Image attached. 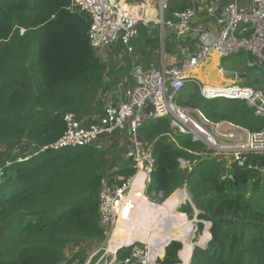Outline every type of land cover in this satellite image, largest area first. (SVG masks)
I'll return each mask as SVG.
<instances>
[{
  "label": "trees",
  "instance_id": "obj_1",
  "mask_svg": "<svg viewBox=\"0 0 264 264\" xmlns=\"http://www.w3.org/2000/svg\"><path fill=\"white\" fill-rule=\"evenodd\" d=\"M71 3L0 0V149L6 147L0 154L9 153L8 148L12 150L18 143L30 150L20 156L26 158L3 167L0 264H62L68 248L100 245L105 238L98 209L101 180L109 165L108 152L97 147H51L66 131L64 114L73 113L77 118L93 114L95 98L104 82L105 65L87 38L89 20L72 10ZM188 4L189 0H169L166 13L183 10ZM148 45L157 49V36ZM246 69L247 73L253 70ZM196 95L188 104L212 120H231L251 130L264 126V119L255 117L245 104L241 103L239 110L215 107L207 105L210 100ZM169 131L167 119H158L138 131L142 139L152 142L154 157L146 193L160 194L155 198L165 200L161 207L154 204V209L163 219L176 213L185 224L183 234L168 238L162 230L165 223L157 228L154 240L163 246L150 260L162 257L164 246L179 239L181 243L171 241L165 247L164 257L158 262L189 263L195 221L185 214H193L195 208L208 217L231 220L209 228L211 238L206 248L196 246L190 264H264V214L254 210L240 191L264 174L235 168L233 180L220 181L219 167L205 160L186 172L179 159L194 157L167 142L164 133ZM178 141L183 148L199 147L183 137ZM249 161L264 167L263 155L249 154ZM184 182L192 205L183 204L177 211L186 199L180 196L186 190L176 189ZM197 227L200 231L203 224L199 222ZM208 237L204 226L198 243L204 244ZM127 253L122 249L118 256ZM72 259L83 262L85 253L78 250Z\"/></svg>",
  "mask_w": 264,
  "mask_h": 264
},
{
  "label": "built area",
  "instance_id": "obj_2",
  "mask_svg": "<svg viewBox=\"0 0 264 264\" xmlns=\"http://www.w3.org/2000/svg\"><path fill=\"white\" fill-rule=\"evenodd\" d=\"M155 2L158 8L155 18L134 14L123 0H72L70 5L72 10L88 18V42L101 60L108 48L119 43L121 49L115 57L124 63L134 52V41L141 30L160 38L159 47L154 50V61L146 66L139 60H131L129 78H117L113 89L112 86L103 91L101 112L96 114L94 110L86 118H77L73 113L64 114L66 131L51 146L60 149L98 148L103 138L114 133L122 137L120 141L124 146L126 140L129 142L123 161L130 173L120 174L119 170L124 167L120 164L102 177L98 212L105 238L96 251L88 254L84 264H159L162 258L150 260L146 243L134 242L114 250L109 244L123 198L140 191L150 201L159 202L155 197L160 194L148 196L146 193L154 171V157L152 142L142 139L138 131L147 124L167 119L170 129L164 133L167 142L194 157L192 160L180 158L182 169L190 170L197 162L205 160L219 167L220 181L233 180L235 168L255 169L264 174V167L249 161V154L264 156V126L251 130L231 120H212L201 109L182 105L179 101L186 83H196L190 79L189 72L212 54L222 59L242 53L250 59L246 62L249 68L264 70V0H189L185 9L170 14L166 13L169 0ZM154 28L157 35H154ZM166 35L174 44L168 52L164 46ZM218 69L223 70L220 66ZM198 87L203 99L240 100L255 117L264 119V89L234 82ZM178 137H184L199 147L183 148ZM23 158L26 157L15 160ZM9 165L8 161L0 165V184L4 178L3 167ZM180 189L186 190L185 182L177 188ZM122 249L128 253L119 257L118 252ZM98 252L100 254L96 256Z\"/></svg>",
  "mask_w": 264,
  "mask_h": 264
},
{
  "label": "crops",
  "instance_id": "obj_3",
  "mask_svg": "<svg viewBox=\"0 0 264 264\" xmlns=\"http://www.w3.org/2000/svg\"><path fill=\"white\" fill-rule=\"evenodd\" d=\"M155 1L156 0H123V2L128 7H130L132 10H136L144 16L148 15L150 18H155L158 14V8L156 5L157 2ZM152 38L153 36L146 34L145 30H141L138 37L134 41V46H135L134 52L130 56L126 57V61L124 63H121L115 57L116 52L121 49V46L119 43H115L110 48H108V50H106V52L103 55V59H102L105 65L103 87L100 93H98L95 98L96 101H95L94 110L96 114L102 111V107L104 103V98L102 96L103 91L108 90L112 86H113L112 87L113 89L116 85L115 81L117 80V78H123V76H127V78H129L128 77V69H129L128 65L131 60H137V61L139 60L142 64L146 66L150 63V59L153 58V56L155 55L154 53L155 49H151L150 48L151 45H148V41ZM165 38L168 44V46L166 47L167 49L166 52H168L169 49L172 48V45L174 44L172 42L173 41L172 38L169 35H166ZM158 40L160 44V38H158ZM193 46H194V43H193ZM213 55L217 57V61L218 59H220L218 58L216 54H212L210 59L213 58ZM244 58H245V66L248 67L246 65V62H247V59H249V57L248 58L244 57ZM218 66L220 65L218 64ZM220 77L224 79L223 74L221 75V73H220ZM120 139H122V137L118 135V133H114L112 136L103 138L101 140V145H99L101 147L98 146V148H100L99 150H103L105 152L107 151L108 153L110 152L115 153L117 150L119 151L120 149L126 147L129 144V142L126 140V144L124 146V144H122ZM105 141H110V142H105ZM26 146H27L26 144L18 143V144L13 145V149L11 151L8 148V151L9 153L14 151L12 153H14L16 157H20L22 156L24 152L25 153L30 152L29 149H24ZM5 148L6 147L1 148L0 152L1 153L4 152ZM7 154H3V155H7ZM9 158H14V156L10 155V156L4 157V159H9ZM120 164H121L120 161L109 162V165L105 170V173L106 172L110 173L112 168L116 166L118 167ZM122 170H123L122 168L119 170L120 174H123ZM144 207H146L147 209L145 213L140 215L138 213V210ZM137 218H140V220H137ZM159 220H160V215L154 210L153 204L150 203V201L146 200L142 193L131 192L120 208V214L117 219V226H116V229H114L113 233L111 234V239L109 242L110 249L114 250L115 248H118L120 246H128L134 242L143 241L144 239L150 236V232L152 230L154 229L155 231L157 230V228L159 227L158 225ZM184 227H185V224L183 222L182 217L178 216L176 213H173L170 216V218L165 221V224H164V227H162V230H164V232L166 233V238H168L169 236H173L176 234H183L185 230ZM138 237L139 239L136 240V238ZM165 241L166 239H164V242ZM159 242H160L159 240L155 239L154 242L151 244L153 254L155 253L157 249L159 251L161 247L163 246V245L160 246ZM98 247L99 245L92 244V243L90 245L72 246L68 248V250L66 251V254H65L66 257H65V260L62 262V264H84L88 254L92 251L93 252L96 251ZM78 250H81L85 254L87 252V255L83 262H79L78 259H75V260L72 259L73 256L75 255V252ZM99 254L100 253L98 252L96 256H98Z\"/></svg>",
  "mask_w": 264,
  "mask_h": 264
},
{
  "label": "rangeland",
  "instance_id": "obj_4",
  "mask_svg": "<svg viewBox=\"0 0 264 264\" xmlns=\"http://www.w3.org/2000/svg\"><path fill=\"white\" fill-rule=\"evenodd\" d=\"M157 33H158L157 29L154 28V35H157ZM164 46H165V48L168 46L167 40L164 41ZM166 51H167V49H166ZM243 56L246 57V55H244L242 53L234 54V55H231V56L226 57L224 59H218V61L216 60L215 64H211L213 62V58L212 59L209 58V59L205 60L202 64H200L199 66H197L193 70H191L189 72V77H190L191 80L196 81V83H193V82L186 83L184 89L182 90V94H181L182 98H180L182 105L192 107V105H189L188 102L190 103L192 101L193 97H196L197 96L196 94H199L200 89H199L198 86H200L202 88L204 86V84H208L210 86H223L226 83L234 82V83L239 84L241 86H246L248 84L246 79H234L232 81L230 79H227V78H224V77H223L224 79H222L220 77V73H221L220 69H218V67H217L218 64H219L221 69H223V70L226 69V70L234 71L236 73H247V72H244L247 69H246V66H245V58ZM154 60H155L154 57L150 59V61H154ZM211 103L215 107H223V108L225 107V108L234 109V110L241 109L242 108L241 103H242V105L244 104L240 100H230V99H222V98L211 99L209 102H207V105H210ZM102 142H104V141H102ZM105 142H110V141H105ZM99 147H101V146H99ZM98 149H100V148H98ZM124 149H126V147L120 149L119 151L117 150L115 153H112V152L108 153L109 154V157H108L109 162H111V161H120L122 165H125L126 163H125V161H123V153L125 152ZM109 150H111V149H109ZM12 152H14V151H12ZM12 152L8 153L7 155L0 154V164L5 163L6 161L11 162V160L13 161V160L19 158V157H16V155L14 153H12ZM10 155L14 156V158L4 159L5 156H10ZM127 169L128 168L125 165L123 170H122V172L123 173L126 172ZM186 172H188V170H186ZM240 191L242 193H244L247 201L251 204V206H252V208L254 210L262 211L263 214H264V176H260V179H259L258 182L256 180L249 181L245 185L244 188L240 189ZM180 196H181V198H184V197L187 198V196H188L187 189H186V193H184V194H182ZM148 201H150V200L148 199ZM163 201H165V200H163ZM163 201H159L157 203L156 202L154 203V202L150 201V203H152L153 207L155 208L154 204H157L158 206L161 207L160 204ZM186 203H189L187 201V199L183 200L176 207V210L179 211V207L182 206L183 204H186ZM175 204H176V202H174L172 204V206L175 207L176 206ZM146 209H147L146 207L140 208L138 210V213L141 215V214L145 213ZM155 211L157 213H159L160 219H162V221L159 220V222H158L159 226L163 225L165 223V221L167 219H169L170 216L172 215V214H169L168 216H166L163 219V216L161 215L160 211H157V209ZM196 211L200 212L198 210H196ZM185 216H186V218H191V217H189L190 216L189 214H185ZM137 220H140V218H137ZM200 223H202V222H200ZM194 224H196V227H194L193 236H192L191 240H192V242L199 244L198 241H199V238H200L202 232L204 231V227H203L202 230L199 231L198 227H197L198 223H193V225ZM202 224H203V226H205L204 222ZM139 237L136 238V240H138ZM137 243H140V242H137ZM204 245L203 244L202 245L199 244L198 247L201 248ZM86 255H87V252L85 254V257H86Z\"/></svg>",
  "mask_w": 264,
  "mask_h": 264
},
{
  "label": "water",
  "instance_id": "obj_5",
  "mask_svg": "<svg viewBox=\"0 0 264 264\" xmlns=\"http://www.w3.org/2000/svg\"><path fill=\"white\" fill-rule=\"evenodd\" d=\"M132 12L134 14H137L139 15L140 13L136 10H132ZM145 17L147 18H150L148 15H146ZM222 74H223V77L224 78H227V79H230V80H234V79H246L247 83L251 85V87L255 88V89H264V70L262 69H254L248 73H236L234 71H231V70H221ZM177 190V189H176ZM180 190H183V189H180ZM188 197V196H187ZM189 199V198H188ZM189 202H190V199H189ZM192 215V216H191ZM189 217L191 218H188V219H191L195 222L193 223H197V222H204L206 223L205 226L207 227V232L209 234V238L207 240L210 239L211 237V234H210V231H209V228L214 225L215 223H220V222H225V221H228V220H231V217H223V218H216V217H208L206 216L204 213H201V212H197L196 209L194 208V213L191 214ZM194 227H196V224H194ZM207 240L206 242L203 244L204 246H202L201 248H206L207 246ZM171 241H177L179 243H181V241L179 239H175V240H171ZM169 241L165 246H164V249H163V255H162V258L160 260L163 259L164 257V253H165V247L171 242ZM182 245V244H181ZM183 246V245H182ZM181 246V248H182ZM195 246H199V244L197 243H193V248H192V251H191V255H190V259H189V263L190 264V260H191V256H192V253H193V250L195 248ZM180 251V250H179ZM179 251L177 253V256L179 258V260L181 259L180 257V254H179Z\"/></svg>",
  "mask_w": 264,
  "mask_h": 264
},
{
  "label": "bare ground",
  "instance_id": "obj_6",
  "mask_svg": "<svg viewBox=\"0 0 264 264\" xmlns=\"http://www.w3.org/2000/svg\"><path fill=\"white\" fill-rule=\"evenodd\" d=\"M217 60V57L215 56V55H213V62L211 63V64H215V61ZM195 71V70H194ZM124 150H126V149H124ZM137 193H141L140 191L139 192H137ZM129 195V194H128ZM128 195L125 197V198H123V200H122V204L125 202V200H126V198L128 197ZM145 197V196H144ZM145 199L146 200H148L146 197H145ZM116 224H117V221H116ZM155 235H156V231H155V229L154 230H152L151 232H150V236L149 237H147L146 239H144L143 241H141V243H146L147 244V246H148V248H149V251H148V258L149 259H151V257H152V255H153V250H152V246H151V244H152V242H153V240H154V238H155Z\"/></svg>",
  "mask_w": 264,
  "mask_h": 264
}]
</instances>
